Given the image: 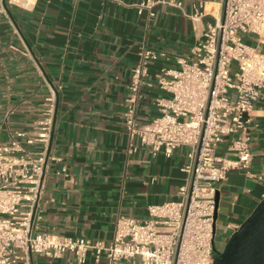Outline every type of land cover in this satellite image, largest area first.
<instances>
[{
  "label": "crops",
  "instance_id": "crops-1",
  "mask_svg": "<svg viewBox=\"0 0 264 264\" xmlns=\"http://www.w3.org/2000/svg\"><path fill=\"white\" fill-rule=\"evenodd\" d=\"M145 0H34L29 6L0 0V142L16 131L36 130L50 87L57 91L51 154L34 224L41 232L108 244L116 219L148 217V207L179 199L190 149L173 157L130 152L123 115L143 48L160 57L148 63L138 106L140 120L159 115L155 101L162 68L178 69L204 31L182 11L158 4L138 14ZM170 1V0H162ZM181 1L187 13L192 0ZM213 3L206 9H214ZM163 55V56H161ZM250 142L251 171L264 174V93L256 105ZM233 157V155H228ZM66 172L63 173L62 170ZM216 235H231L264 198V177L232 171L219 186ZM33 264H76L66 253ZM85 264L99 262L89 254ZM121 264H141L140 259Z\"/></svg>",
  "mask_w": 264,
  "mask_h": 264
},
{
  "label": "built area",
  "instance_id": "built-area-1",
  "mask_svg": "<svg viewBox=\"0 0 264 264\" xmlns=\"http://www.w3.org/2000/svg\"><path fill=\"white\" fill-rule=\"evenodd\" d=\"M192 1L191 13L181 1L136 5L139 15L153 17L154 8L167 3L195 26L208 20L189 57L178 61L179 68L160 70L157 85L166 97L156 99L159 115L148 122L138 115L141 86L148 63L160 55L142 49L123 115L130 152L137 150L136 140L153 156L171 158L190 149L179 199L150 205L143 220L120 215L108 244L39 231L34 220L44 177L49 164L59 160L51 154L57 91L50 87L36 130L16 131L0 142V264H33L66 253L76 264H85L90 253L96 262L105 257L108 264L136 258L141 264H219L214 220L219 186L232 171L264 177L251 171L250 148L254 112L264 93V0ZM209 3L215 8L206 9Z\"/></svg>",
  "mask_w": 264,
  "mask_h": 264
},
{
  "label": "water",
  "instance_id": "water-1",
  "mask_svg": "<svg viewBox=\"0 0 264 264\" xmlns=\"http://www.w3.org/2000/svg\"><path fill=\"white\" fill-rule=\"evenodd\" d=\"M219 194L216 197L215 230ZM219 264H264V198L239 228L229 236Z\"/></svg>",
  "mask_w": 264,
  "mask_h": 264
},
{
  "label": "rangeland",
  "instance_id": "rangeland-1",
  "mask_svg": "<svg viewBox=\"0 0 264 264\" xmlns=\"http://www.w3.org/2000/svg\"><path fill=\"white\" fill-rule=\"evenodd\" d=\"M230 235H226L224 233H222L220 230L217 231V235H216V245L218 246V248L220 249V251H223L225 248V244L227 242V240L229 239Z\"/></svg>",
  "mask_w": 264,
  "mask_h": 264
},
{
  "label": "bare ground",
  "instance_id": "bare-ground-1",
  "mask_svg": "<svg viewBox=\"0 0 264 264\" xmlns=\"http://www.w3.org/2000/svg\"><path fill=\"white\" fill-rule=\"evenodd\" d=\"M16 2L23 6H29L34 0H16Z\"/></svg>",
  "mask_w": 264,
  "mask_h": 264
}]
</instances>
